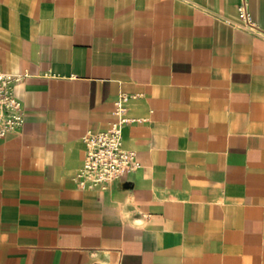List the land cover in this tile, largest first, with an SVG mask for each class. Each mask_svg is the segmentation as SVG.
I'll use <instances>...</instances> for the list:
<instances>
[{
	"label": "crops",
	"instance_id": "1",
	"mask_svg": "<svg viewBox=\"0 0 264 264\" xmlns=\"http://www.w3.org/2000/svg\"><path fill=\"white\" fill-rule=\"evenodd\" d=\"M0 74V264H264V0H0ZM121 101L139 168L85 188Z\"/></svg>",
	"mask_w": 264,
	"mask_h": 264
},
{
	"label": "built area",
	"instance_id": "2",
	"mask_svg": "<svg viewBox=\"0 0 264 264\" xmlns=\"http://www.w3.org/2000/svg\"><path fill=\"white\" fill-rule=\"evenodd\" d=\"M239 14L247 28L256 29L245 6L239 7ZM25 77L0 74V139L19 131L25 123L24 106L15 94L16 86ZM125 111L124 101L118 102L114 109L116 122L108 129L83 137L86 152L78 173L83 187L106 189L139 168L136 152L123 147V127L128 123Z\"/></svg>",
	"mask_w": 264,
	"mask_h": 264
},
{
	"label": "bare ground",
	"instance_id": "3",
	"mask_svg": "<svg viewBox=\"0 0 264 264\" xmlns=\"http://www.w3.org/2000/svg\"><path fill=\"white\" fill-rule=\"evenodd\" d=\"M241 33V32H240ZM237 34V33H236ZM246 36V35H245Z\"/></svg>",
	"mask_w": 264,
	"mask_h": 264
}]
</instances>
